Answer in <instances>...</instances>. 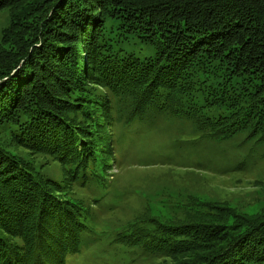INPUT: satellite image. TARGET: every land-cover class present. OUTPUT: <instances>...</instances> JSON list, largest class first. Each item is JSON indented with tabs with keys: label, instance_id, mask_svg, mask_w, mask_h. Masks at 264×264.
Masks as SVG:
<instances>
[{
	"label": "trees",
	"instance_id": "1",
	"mask_svg": "<svg viewBox=\"0 0 264 264\" xmlns=\"http://www.w3.org/2000/svg\"><path fill=\"white\" fill-rule=\"evenodd\" d=\"M4 8L0 264H67L79 251L87 214L73 189L106 184L117 113L183 118L201 139L264 148V0H0ZM40 155L62 180L44 177ZM260 202L249 214L192 201L185 221L169 210L130 221L118 239L158 259L206 251L184 264H264Z\"/></svg>",
	"mask_w": 264,
	"mask_h": 264
},
{
	"label": "rangeland",
	"instance_id": "2",
	"mask_svg": "<svg viewBox=\"0 0 264 264\" xmlns=\"http://www.w3.org/2000/svg\"><path fill=\"white\" fill-rule=\"evenodd\" d=\"M11 21L10 9H1L0 43ZM83 46V42L77 45L78 51ZM42 75L48 76V72L36 75L40 77L38 84ZM117 117L116 124L109 127L108 139H113L106 184L73 189V196L87 214V230L79 251L67 264H184L191 253L202 255L206 251L158 259L146 250L124 251L134 243H121L124 240L118 239V232L128 229L130 221L150 216L163 220L162 214L169 210L185 221L183 207L197 200L211 202L221 210L238 206L249 214L263 205L264 148L253 145L250 149L249 145L242 149L240 140L218 143L201 139L200 132L183 118L147 121L144 115L129 122L120 113ZM38 161L46 162L45 178L63 179L60 165L43 155ZM240 161H244L242 170L235 169ZM94 197L98 199L94 201Z\"/></svg>",
	"mask_w": 264,
	"mask_h": 264
},
{
	"label": "bare ground",
	"instance_id": "3",
	"mask_svg": "<svg viewBox=\"0 0 264 264\" xmlns=\"http://www.w3.org/2000/svg\"><path fill=\"white\" fill-rule=\"evenodd\" d=\"M134 170V169H133Z\"/></svg>",
	"mask_w": 264,
	"mask_h": 264
}]
</instances>
